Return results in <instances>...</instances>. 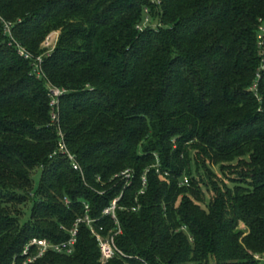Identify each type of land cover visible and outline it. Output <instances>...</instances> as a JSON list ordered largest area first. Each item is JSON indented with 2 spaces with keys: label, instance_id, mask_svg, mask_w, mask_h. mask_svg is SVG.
<instances>
[{
  "label": "trees",
  "instance_id": "trees-1",
  "mask_svg": "<svg viewBox=\"0 0 264 264\" xmlns=\"http://www.w3.org/2000/svg\"><path fill=\"white\" fill-rule=\"evenodd\" d=\"M0 18V264L66 241L85 206L111 229L120 195L107 264H264V0H0ZM59 28L38 78L14 41L38 55ZM31 264H100L98 244L81 224L71 255Z\"/></svg>",
  "mask_w": 264,
  "mask_h": 264
},
{
  "label": "built area",
  "instance_id": "built-area-1",
  "mask_svg": "<svg viewBox=\"0 0 264 264\" xmlns=\"http://www.w3.org/2000/svg\"><path fill=\"white\" fill-rule=\"evenodd\" d=\"M153 1V0H152ZM147 14V10H145ZM149 23L148 18L146 17L143 24L137 27L138 30L144 29ZM7 35L11 36L10 27H6ZM5 32V33H6ZM18 55L23 57L26 60L32 59L31 55L27 53L25 50L21 49L18 45H16ZM48 55V53L46 54ZM42 57L38 58L36 62H34V70L37 77H42L41 70ZM258 77V76H257ZM47 85V95L49 98V107H50V120L52 125H55L58 130V136L60 137L59 142V150L64 153L72 163V167L75 171H80L81 169L77 164L74 156H72L66 149V146L63 141V133L59 127V101L60 96L65 93L64 90L55 88L50 83H46ZM122 177L126 180V186H130L131 180L133 178V171L126 170L122 173ZM184 184L188 182L187 178L183 180ZM146 187V177L145 174L142 176V190L140 194L144 193V189ZM121 195L114 199L110 205L102 211V217H106L109 221L113 223V227L111 229H107L106 226L102 225L99 220H95L90 218L88 214V207L85 206V216L82 219H78L72 228L68 231L69 238L66 241L60 243H52L46 239H32L23 249L22 254L25 256V260L22 264H31L35 262L37 259L41 258L44 254L48 252H55L57 254L63 255H71L73 253L75 244L77 242L79 225L85 224L88 228L90 234L95 238L98 249H99V263L107 264L110 260L114 258H126V256L118 249L116 245V237L122 233L120 224L118 222L116 216V210L118 208L117 202L120 200ZM133 211H136L137 208H133ZM33 250V252H31ZM255 260L264 262V254L263 255H255Z\"/></svg>",
  "mask_w": 264,
  "mask_h": 264
},
{
  "label": "rangeland",
  "instance_id": "rangeland-1",
  "mask_svg": "<svg viewBox=\"0 0 264 264\" xmlns=\"http://www.w3.org/2000/svg\"><path fill=\"white\" fill-rule=\"evenodd\" d=\"M0 21L1 23L3 24V33L6 32V27H12L11 26V22L9 21H5L3 20L2 18H0ZM262 20L260 19L259 22H261ZM150 22L153 23V25H160L161 26V23H160V19L157 18L155 20H151L150 19ZM149 22V23H150ZM61 33H62V28H59V29H52L49 33H47V35L44 37V39L39 43L38 45V49H39V52L40 54L38 55H32L30 54L29 52H27L25 50V48L23 46H21L20 44H18L17 42L14 41V44L15 45H18L21 49L25 50L27 53H29L32 57V60H34V62H36V60L38 58H41L43 57L45 54H49L51 53L55 47L57 46L58 44V40H59V37L61 36ZM7 34V32L5 33ZM12 34V33H11ZM261 35V34H260ZM12 36V35H11ZM261 43V41L259 42ZM34 72V71H33ZM37 76V75H36ZM39 78H43V74H42V77H39ZM54 86V85H52ZM55 88H57L56 86H54ZM46 88H47V85H46ZM59 89V88H58ZM60 115V114H59ZM40 169H36L33 174H32V181H33V192H35V190L37 189L38 185H39V181H40ZM34 193H32V196H33ZM32 205V202L30 201L26 207L23 209V214L22 216L20 217V220L21 222H24L26 221L28 218H29V212H30V207ZM240 230H246L245 229V226L240 223L239 224V227H238Z\"/></svg>",
  "mask_w": 264,
  "mask_h": 264
}]
</instances>
